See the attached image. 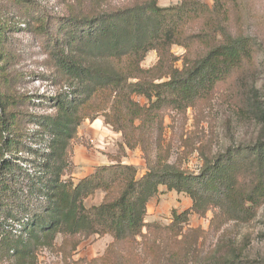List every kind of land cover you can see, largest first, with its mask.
Masks as SVG:
<instances>
[{"label": "trees", "instance_id": "16d2710c", "mask_svg": "<svg viewBox=\"0 0 264 264\" xmlns=\"http://www.w3.org/2000/svg\"><path fill=\"white\" fill-rule=\"evenodd\" d=\"M159 1L140 0L113 11L88 9L57 24L31 0H0L36 37L50 39L52 66L64 81L72 82V91L55 100L54 114L36 122L44 147L32 151L35 161L23 170L19 157L27 128L22 127L30 116L22 109L29 101L2 91L13 58L5 47L7 34L18 28L0 17V209L8 208L16 197L25 203L20 253L29 254L38 244L52 246L57 236L77 243L91 236H110L106 263L131 264L123 247H132L143 230H149L147 205L160 186L191 200L189 210L171 212L168 229L176 234L188 225L191 212L204 217L216 210L228 219L249 220L264 201V142L213 160L201 154L196 174L159 158L165 110L185 112L255 67L264 52V16L254 8L264 0H212L211 6L203 0H177L167 7L158 6ZM55 26L62 27L61 34L53 31ZM173 46L185 51L181 69L175 67ZM149 52L156 53L157 62L144 69L141 64ZM137 97L146 103L139 104ZM96 116L120 135L116 160L95 167L73 184L69 159L79 141L78 128ZM136 149L145 162L139 178L134 166L120 161ZM96 192L104 195L101 203L85 208L84 201Z\"/></svg>", "mask_w": 264, "mask_h": 264}, {"label": "rangeland", "instance_id": "374dc122", "mask_svg": "<svg viewBox=\"0 0 264 264\" xmlns=\"http://www.w3.org/2000/svg\"><path fill=\"white\" fill-rule=\"evenodd\" d=\"M38 5L52 23L66 20L85 10L113 11L127 8L140 0H107L91 4L88 0H31ZM211 6L212 0H203ZM177 0H160L158 6L167 7ZM261 6V7H260ZM264 4L254 8L264 16ZM0 17L4 23L17 26L8 31V43L12 60L9 61L6 88L2 91L15 100L29 101L23 112L30 116L25 121L24 151L20 153V167L31 168L35 161L32 151L43 148L36 122L42 116L54 114V102L72 91V82H66L56 73L50 60V40H40L28 30V26L8 4L0 3ZM9 28V27H8ZM53 31L62 33V27ZM264 32V27L261 30ZM5 49V50H6ZM178 59L175 67L181 69L185 51L177 46L171 48ZM157 62L155 52L147 53L141 66L153 67ZM12 78V82H11ZM18 78L17 81H14ZM10 81V82H9ZM9 82V83H8ZM139 104L146 103L141 97L134 98ZM37 132V133H36ZM79 141L74 143L69 162L73 165L70 176L73 184L102 164L116 160L121 138L96 116L84 121L78 128ZM36 142L38 145H36ZM264 142V52L259 55L255 67L243 71L236 80L218 87L212 95L199 100L185 112L167 109L162 114L160 162L196 174L202 166L201 154L209 160L234 153L240 149L253 148ZM25 143V145H24ZM30 148V149H29ZM28 151V152H27ZM242 157V152H239ZM121 162L136 168L137 178L145 173V162L139 149L127 151ZM22 177L26 178L23 173ZM65 179V177H64ZM26 181L22 187L25 188ZM24 190V189H23ZM104 195L96 192L84 201L89 208L101 203ZM16 197L6 209H0V264H107L105 252L112 242L110 236H91L86 239H66L57 236L52 246L35 247L29 254L20 253V215L25 203ZM190 198L185 194L158 187L157 194L147 205L145 222L149 230L137 238L132 247H123L122 254L131 264H221L237 261L244 264H264V201L249 220L228 219L216 210L204 217L189 214L188 225L180 234L168 229L171 212L178 214L189 210ZM24 242L28 239L23 238ZM120 256V255H119Z\"/></svg>", "mask_w": 264, "mask_h": 264}, {"label": "crops", "instance_id": "0c3cea01", "mask_svg": "<svg viewBox=\"0 0 264 264\" xmlns=\"http://www.w3.org/2000/svg\"><path fill=\"white\" fill-rule=\"evenodd\" d=\"M108 164H111V163H106V164H102V165H108ZM91 173H92V171H90V173H88V175L91 174Z\"/></svg>", "mask_w": 264, "mask_h": 264}]
</instances>
